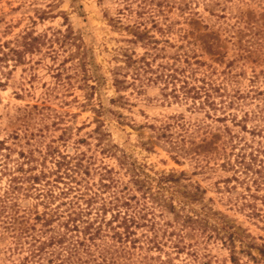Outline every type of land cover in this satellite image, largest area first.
Masks as SVG:
<instances>
[{"label": "rangeland", "instance_id": "obj_1", "mask_svg": "<svg viewBox=\"0 0 264 264\" xmlns=\"http://www.w3.org/2000/svg\"><path fill=\"white\" fill-rule=\"evenodd\" d=\"M0 264H264V0H0Z\"/></svg>", "mask_w": 264, "mask_h": 264}]
</instances>
